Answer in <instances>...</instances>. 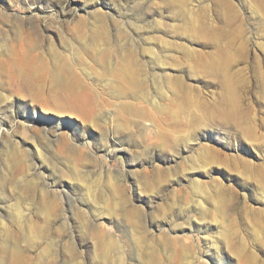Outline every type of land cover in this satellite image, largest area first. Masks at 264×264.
<instances>
[{"label":"rangeland","instance_id":"374dc122","mask_svg":"<svg viewBox=\"0 0 264 264\" xmlns=\"http://www.w3.org/2000/svg\"><path fill=\"white\" fill-rule=\"evenodd\" d=\"M0 264H264V0H0Z\"/></svg>","mask_w":264,"mask_h":264},{"label":"bare ground","instance_id":"6f19581e","mask_svg":"<svg viewBox=\"0 0 264 264\" xmlns=\"http://www.w3.org/2000/svg\"><path fill=\"white\" fill-rule=\"evenodd\" d=\"M63 64V63H62ZM102 64V63H101ZM63 65H65V64H63ZM62 67V66H61ZM60 69V68H59ZM59 69H57V70H59ZM61 71V70H60ZM128 72V69H126V70H124V72ZM57 72H59V71H57ZM59 74V73H58ZM127 75H128V81L127 82H134V80H136V77H135V74H133V73H131L130 71L127 73ZM126 76V75H125ZM127 77V76H126ZM65 78V77H64ZM44 111L46 112V113H49V112H51L52 111V109L50 108V107H45L44 108ZM59 112H58V115H60V116H66V115H68V110L67 109H65V108H60L59 110H58ZM39 154H40V156H41V158H42V160H43V162L45 163L46 162V160H47V156L46 155H43L42 153H41V151L39 150ZM107 209V208H106Z\"/></svg>","mask_w":264,"mask_h":264}]
</instances>
